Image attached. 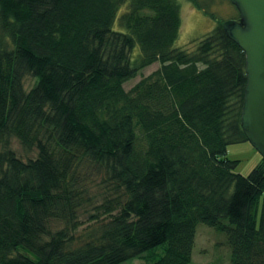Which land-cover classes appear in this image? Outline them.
<instances>
[{"label": "trees", "instance_id": "1", "mask_svg": "<svg viewBox=\"0 0 264 264\" xmlns=\"http://www.w3.org/2000/svg\"><path fill=\"white\" fill-rule=\"evenodd\" d=\"M223 23L189 53L176 0H0V264H190L198 224L264 264V160L226 158L246 73Z\"/></svg>", "mask_w": 264, "mask_h": 264}, {"label": "rangeland", "instance_id": "2", "mask_svg": "<svg viewBox=\"0 0 264 264\" xmlns=\"http://www.w3.org/2000/svg\"><path fill=\"white\" fill-rule=\"evenodd\" d=\"M180 7V28L174 48L193 52L199 42L207 36L218 23L236 21L238 13L229 0H196L213 18L204 14L196 8L189 0H176ZM125 9L120 11L123 13ZM114 30H120L117 22L114 23ZM137 51V49H136ZM159 68L153 64L144 69L138 75L123 85L125 91L130 90L141 78L147 77ZM33 79L27 77L24 81V88L28 90L33 85ZM3 144L0 143V151ZM7 147L14 152L15 156L22 161L34 159L36 151L24 150L15 138L8 140ZM226 158L236 161L234 170L236 174L247 176L253 168L262 163L260 154L250 145L249 142H242L228 145ZM262 199H259L261 204ZM230 249L227 245L226 236L198 224L195 228L194 244L191 253L190 264H229ZM125 264H143L140 258L127 261Z\"/></svg>", "mask_w": 264, "mask_h": 264}, {"label": "water", "instance_id": "3", "mask_svg": "<svg viewBox=\"0 0 264 264\" xmlns=\"http://www.w3.org/2000/svg\"><path fill=\"white\" fill-rule=\"evenodd\" d=\"M238 21L223 29L244 54L246 85L240 122L243 134L264 160V0H229Z\"/></svg>", "mask_w": 264, "mask_h": 264}]
</instances>
